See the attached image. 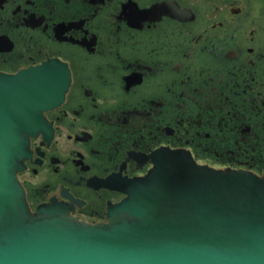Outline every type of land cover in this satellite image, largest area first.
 Instances as JSON below:
<instances>
[{"label": "flooded vegetation", "instance_id": "flooded-vegetation-1", "mask_svg": "<svg viewBox=\"0 0 264 264\" xmlns=\"http://www.w3.org/2000/svg\"><path fill=\"white\" fill-rule=\"evenodd\" d=\"M50 61L68 84L18 173L32 210L104 223L163 150L264 178V0H0V72Z\"/></svg>", "mask_w": 264, "mask_h": 264}, {"label": "water", "instance_id": "water-1", "mask_svg": "<svg viewBox=\"0 0 264 264\" xmlns=\"http://www.w3.org/2000/svg\"><path fill=\"white\" fill-rule=\"evenodd\" d=\"M66 68L50 61L0 72V264H264V178L163 150L106 222L87 224L57 200L30 208L18 173L31 138L51 136Z\"/></svg>", "mask_w": 264, "mask_h": 264}]
</instances>
